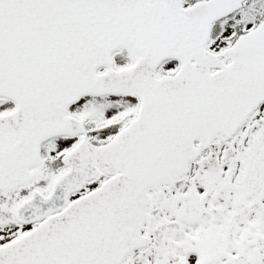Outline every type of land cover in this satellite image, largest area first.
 Returning a JSON list of instances; mask_svg holds the SVG:
<instances>
[{
	"label": "snow or ice",
	"instance_id": "snow-or-ice-1",
	"mask_svg": "<svg viewBox=\"0 0 264 264\" xmlns=\"http://www.w3.org/2000/svg\"><path fill=\"white\" fill-rule=\"evenodd\" d=\"M0 264H264V0H0Z\"/></svg>",
	"mask_w": 264,
	"mask_h": 264
}]
</instances>
